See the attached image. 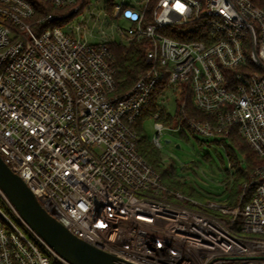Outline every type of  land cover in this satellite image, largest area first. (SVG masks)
Masks as SVG:
<instances>
[{"label": "built area", "instance_id": "obj_1", "mask_svg": "<svg viewBox=\"0 0 264 264\" xmlns=\"http://www.w3.org/2000/svg\"><path fill=\"white\" fill-rule=\"evenodd\" d=\"M46 1L59 12L35 18L26 0H0L6 165L72 234L124 263L264 264V0H96L105 6L97 14L91 0ZM87 13L94 24L101 14L116 23L98 43L89 42ZM144 41L150 68L116 94L109 43ZM161 84L162 109L167 92L188 87L209 116L189 119L192 131L219 138L236 129L262 160L242 209L160 195L167 190L137 152L131 125ZM153 118L151 141L161 150L167 126L160 112ZM0 198L14 218L0 209V264H69L1 190Z\"/></svg>", "mask_w": 264, "mask_h": 264}, {"label": "trees", "instance_id": "obj_2", "mask_svg": "<svg viewBox=\"0 0 264 264\" xmlns=\"http://www.w3.org/2000/svg\"><path fill=\"white\" fill-rule=\"evenodd\" d=\"M35 9V18L47 14H55L59 11L55 9L46 0H26ZM71 17L65 20H56L52 22V26H62L66 22L70 21ZM173 38L185 40L186 38L171 35ZM198 38V37H192ZM148 48L147 42H132L130 46H126L122 42L109 43L110 51V65L114 70L115 80V93L118 95H124L128 92L141 74L146 72L150 66L146 60V51ZM164 85H158L150 95L149 102L145 105L140 115L132 123L131 128L135 133V144L137 152L143 157L152 169L159 176L161 184L167 190L166 193H160L161 196L166 197L171 201H177L175 198L176 193H181L199 201H207L214 199L212 193L206 192L195 185L191 180H188L182 172L195 173V164L189 163L182 165L180 168L174 159L169 162L164 160L162 152L154 146L152 141L147 137L144 131V122L147 119L153 118L155 113L160 112L159 121L164 125L178 126L180 125L182 130L179 131L181 138L185 141L189 140L188 132L192 133L188 122L189 119L205 121L209 119V116L198 111L192 102V96L188 87H182V92L177 100V110L174 115L166 112L158 104V100ZM215 143L223 145L227 152L229 159L230 169H225L226 180L224 186L225 191V204L229 209H242L248 204L254 196L255 186H248L244 188V185H248L251 179L255 175L256 168L261 165L262 160L260 157L250 148L245 139L238 133L236 129L228 132L225 137L215 138ZM203 143H200L202 146ZM239 153H241L245 166L238 159ZM208 160V157H205ZM217 216L223 215L225 219H229V215L222 213H215ZM242 224V219L238 217L235 225V229L239 230Z\"/></svg>", "mask_w": 264, "mask_h": 264}, {"label": "rangeland", "instance_id": "obj_3", "mask_svg": "<svg viewBox=\"0 0 264 264\" xmlns=\"http://www.w3.org/2000/svg\"><path fill=\"white\" fill-rule=\"evenodd\" d=\"M91 2V10H94L93 12L95 14L100 12V10L105 7L104 4L96 6V0H91ZM80 19H82V16L79 20ZM85 19L91 21L90 13L85 14ZM99 19L98 23L94 24V22L91 21L88 26L89 32H92L94 35V37H90V43H98L102 41L104 39L103 32H110L116 25L114 20H111L110 17H107L104 14H101ZM121 26H124V24H121ZM117 40L120 41L119 38H117ZM166 97L168 98V102L162 107H164L163 109H165L166 112L174 115L177 110L176 99L179 98V94L174 95V93L169 91L166 93ZM154 124V118H150L147 119L143 125L144 131L150 140L157 134ZM166 126L167 128L162 133V149L160 150L164 160L169 162L171 159H174L179 168L182 165L189 164L191 162L194 163L196 165L194 174L191 172H180L202 190L212 193L214 199H225V169H230L229 159L225 147L215 143V138L204 137L195 132H193V134L188 132L189 140L185 141L181 138L180 133L170 130V128L173 129L176 126ZM167 139L171 140V143H166ZM200 143H203L202 146ZM178 144L180 145V148L176 147ZM205 157H208V160H206ZM238 159L242 162V165L245 166L241 153H239ZM244 188H246V185H244ZM0 209L14 219L7 205L1 200V198ZM220 218L225 219L223 215H221Z\"/></svg>", "mask_w": 264, "mask_h": 264}, {"label": "water", "instance_id": "obj_4", "mask_svg": "<svg viewBox=\"0 0 264 264\" xmlns=\"http://www.w3.org/2000/svg\"><path fill=\"white\" fill-rule=\"evenodd\" d=\"M166 143H171L167 139ZM180 148V145H176ZM0 190L23 220L69 264H130L72 234L40 204L28 185L0 156Z\"/></svg>", "mask_w": 264, "mask_h": 264}, {"label": "snow or ice", "instance_id": "obj_5", "mask_svg": "<svg viewBox=\"0 0 264 264\" xmlns=\"http://www.w3.org/2000/svg\"><path fill=\"white\" fill-rule=\"evenodd\" d=\"M182 10V9H181Z\"/></svg>", "mask_w": 264, "mask_h": 264}]
</instances>
